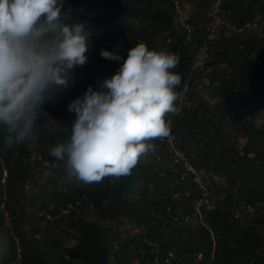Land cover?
Instances as JSON below:
<instances>
[{
	"label": "trees",
	"instance_id": "obj_1",
	"mask_svg": "<svg viewBox=\"0 0 264 264\" xmlns=\"http://www.w3.org/2000/svg\"><path fill=\"white\" fill-rule=\"evenodd\" d=\"M177 1L193 6L184 19L176 0H64L70 21L92 32L88 61L45 105L34 146L9 149L0 134V264H264V40L254 26L264 0H223L228 24L215 37L214 0ZM141 42L180 57L170 135L151 141L130 176L59 187L53 168L41 183L50 149L71 135L69 103L123 62L101 49L126 59Z\"/></svg>",
	"mask_w": 264,
	"mask_h": 264
},
{
	"label": "clouds",
	"instance_id": "obj_2",
	"mask_svg": "<svg viewBox=\"0 0 264 264\" xmlns=\"http://www.w3.org/2000/svg\"><path fill=\"white\" fill-rule=\"evenodd\" d=\"M178 3L184 19L188 8ZM222 3L214 0L208 14L213 37L228 24ZM63 7L64 0H0V134L9 149L35 145L37 118L45 105L75 84V68L88 61L92 32L85 22H71ZM216 14L225 23L213 28ZM100 55L123 62L112 76L89 85L69 103L68 110L76 114L71 135L50 149L55 159L41 183L55 177L53 168L62 169L59 187L130 176L140 158L155 150L151 141L170 135L166 116L178 111L181 75L172 70L180 57L167 49L150 50L143 42L130 48L126 59L107 48ZM195 56L197 68L208 57L207 45H201ZM6 251V239L0 237V255Z\"/></svg>",
	"mask_w": 264,
	"mask_h": 264
},
{
	"label": "rangeland",
	"instance_id": "obj_3",
	"mask_svg": "<svg viewBox=\"0 0 264 264\" xmlns=\"http://www.w3.org/2000/svg\"><path fill=\"white\" fill-rule=\"evenodd\" d=\"M187 8L191 9V8H193V6L189 3V4H187ZM254 26H255V31L258 34V36L261 37V39L264 40V23H261V24H258V25L255 24ZM74 75H75V79H77L78 78V74H74ZM47 120L49 121V124H51L52 130H54V128H56V129L60 128V126L57 124V122L54 119L48 118ZM241 135H243V133ZM145 156H149V155H145ZM6 173H7V171L4 170V172H3L4 177L6 176ZM4 181H5V179L3 178V182ZM220 182H223V180H220ZM71 242H73V240H71ZM79 258H82V255L79 256Z\"/></svg>",
	"mask_w": 264,
	"mask_h": 264
},
{
	"label": "built area",
	"instance_id": "obj_4",
	"mask_svg": "<svg viewBox=\"0 0 264 264\" xmlns=\"http://www.w3.org/2000/svg\"><path fill=\"white\" fill-rule=\"evenodd\" d=\"M225 23V19L221 16V15H218L216 14L214 17H213V21L211 23V26L213 28H216L217 26H220L222 24Z\"/></svg>",
	"mask_w": 264,
	"mask_h": 264
}]
</instances>
